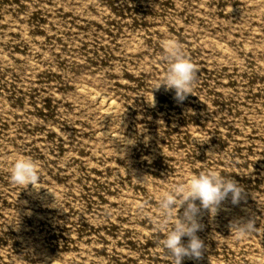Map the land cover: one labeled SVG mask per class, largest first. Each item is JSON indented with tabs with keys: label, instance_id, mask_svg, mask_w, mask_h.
Returning a JSON list of instances; mask_svg holds the SVG:
<instances>
[{
	"label": "rangeland",
	"instance_id": "374dc122",
	"mask_svg": "<svg viewBox=\"0 0 264 264\" xmlns=\"http://www.w3.org/2000/svg\"><path fill=\"white\" fill-rule=\"evenodd\" d=\"M164 40L195 69L182 102L153 89ZM208 168L242 196L200 208L182 264H264V0H0V264H173L158 201Z\"/></svg>",
	"mask_w": 264,
	"mask_h": 264
},
{
	"label": "clouds",
	"instance_id": "9594fccd",
	"mask_svg": "<svg viewBox=\"0 0 264 264\" xmlns=\"http://www.w3.org/2000/svg\"><path fill=\"white\" fill-rule=\"evenodd\" d=\"M161 46L168 60V69L153 89L164 86L166 90H174L175 98L182 102L192 93L194 66L186 58L178 42L164 40ZM134 142V138L127 141L129 144ZM41 175V170L31 158L24 155L13 157L10 168L13 183L25 187L32 184L39 189L37 184ZM242 192L243 187L234 178L221 176L215 169L208 168L189 175L183 182L162 194L153 223L164 232L161 243L174 258L173 264H182L186 255L200 257L205 248L204 241L197 235L202 227L198 216L200 208H206L210 214L215 215L219 205L229 194L232 202L238 203ZM197 200L200 205L196 204ZM182 206L183 214L179 215ZM255 230L253 220H234L231 223V233L237 239L244 238ZM184 236L189 237L187 243L182 242Z\"/></svg>",
	"mask_w": 264,
	"mask_h": 264
},
{
	"label": "bare ground",
	"instance_id": "6f19581e",
	"mask_svg": "<svg viewBox=\"0 0 264 264\" xmlns=\"http://www.w3.org/2000/svg\"><path fill=\"white\" fill-rule=\"evenodd\" d=\"M97 101H99V103L101 104V105H103L107 110H109V109H111L112 110V108H114V102H113V100H111L110 99V97L108 98V97H106V96H102V95H100V96H98L97 97ZM104 108V109H105ZM105 109V110H106ZM114 136V135H113ZM116 136V135H115Z\"/></svg>",
	"mask_w": 264,
	"mask_h": 264
}]
</instances>
